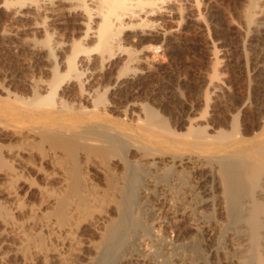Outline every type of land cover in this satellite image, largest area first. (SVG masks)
Returning a JSON list of instances; mask_svg holds the SVG:
<instances>
[{"label": "bare ground", "instance_id": "1", "mask_svg": "<svg viewBox=\"0 0 264 264\" xmlns=\"http://www.w3.org/2000/svg\"><path fill=\"white\" fill-rule=\"evenodd\" d=\"M200 2L0 1V11L5 13L0 39L3 42L18 39L33 53L40 52L45 62V75L42 71L38 76L23 79L20 89L0 81V138H17L18 142L17 148L10 141L7 148L0 144V162L11 154L16 161L13 164L17 165L0 171V178L14 183L3 189L6 196L17 198L11 205L0 199V228L19 239L16 251L45 259L49 250L58 249H43L38 236L35 238L26 231V220L16 218L15 213L26 206L32 224L46 230L49 240L57 239L61 231L73 233L76 227L72 225L73 217L87 213L91 225L104 228L100 244L94 246L103 264H111L123 254L136 264H161L162 256L166 262L176 258L175 264H207V256L220 253L229 264H264V118H257L250 128L238 114L232 116L228 127L215 125L209 111L211 99L205 95L201 101L205 110L188 118L184 130H178L146 102L133 101L120 108L108 98L118 89L139 84L148 74L151 55L162 46L166 34L174 36L170 33L173 27L167 25L172 14H179L176 23L181 24L186 18L183 4L187 3V14L196 21L203 16L198 9ZM258 4L257 0L250 1L244 13L245 25H251L260 12ZM62 16L68 17L73 25V28L69 25V32L61 31L55 23L57 19L63 22ZM22 20L28 23L24 29L28 28L32 35L30 32L24 37L20 35L23 23L22 27L16 24L19 29L15 25L9 27L12 22ZM134 37L156 42L138 48ZM212 48L217 61V46ZM109 67L111 70L107 72ZM212 69L209 83L216 91L222 89L221 74L216 64ZM115 110L124 115L122 120L113 119ZM52 134L65 145L60 146L73 153L77 143L68 140L74 136H80L79 143L97 146L105 153L117 146L122 148L124 179L119 188L116 186L120 200L113 207L115 218L106 213L111 202L106 192L105 198L90 183L87 174L77 171L79 176L75 169L65 166L56 150L47 158L56 168L53 176L67 190L56 193L45 186L38 187L56 217L38 216L40 206H23L18 194L30 181L24 174L29 165L26 155L33 153L37 139L40 142V137L42 140ZM33 183L29 182L27 189L35 186ZM77 194H82L81 200ZM159 256L162 258L158 260Z\"/></svg>", "mask_w": 264, "mask_h": 264}, {"label": "rangeland", "instance_id": "2", "mask_svg": "<svg viewBox=\"0 0 264 264\" xmlns=\"http://www.w3.org/2000/svg\"><path fill=\"white\" fill-rule=\"evenodd\" d=\"M250 1L201 0L198 9L203 16L196 21L191 15L187 14V12L189 13V5L184 3L183 8L187 10H184L186 14L184 18H186L182 21L180 19L181 24H178L179 14L174 13L171 17L172 20L168 21V23L166 21L167 25L170 24L173 27V32L170 33L174 34V36L167 33L165 40H162V46L156 51L157 53L155 52V55H151L152 61L150 63L152 64L150 65L152 66L151 69L150 65L148 66V74L141 79L136 87L118 89L119 92L112 96L110 94L108 98L113 100L114 104L120 108L127 106L129 102L132 103L133 101L146 102L155 109L157 108L159 113L167 118L168 123L172 127L184 130L188 118L198 116L205 110V105L201 104V101L209 96L211 99L209 111L213 113L212 122L215 125L228 127L232 116L238 114L243 124L248 128L252 127L258 119L264 118V0H257V3L261 4V7L258 6V8L260 7V12H257L251 25L247 26L244 22V13L248 9ZM262 7L263 9H261ZM62 17L64 18L63 22V19L61 20ZM62 17L60 18L61 22H58L59 19L55 20L56 22L53 21L59 28L61 27V31L69 32L73 25L69 24L68 17ZM4 21L5 13L0 11L1 26ZM176 21L178 22L176 23ZM47 22L52 24V20ZM11 24H9L11 28H15L13 26H16V24L23 26H21L20 31L22 37L27 36L28 32H30L29 35H32L28 28L24 29L26 26L28 27L26 21H16ZM19 26L16 27L19 29ZM205 26L208 27L206 28ZM135 38L136 42L134 41ZM133 39L132 42L134 41L136 43L134 45L138 48L151 43V41L153 42V40L147 39L140 41L137 37ZM155 42L154 39L153 43ZM214 45L217 46L219 54V60L217 61L214 60L215 58L212 54V46ZM38 53L40 54V52ZM38 53H33V50L26 46L23 47V44L18 39L14 38L12 41L4 40V42L1 40L0 81L9 83L6 84L13 89H20L23 87V79L34 74L38 76L42 74V71V75H45V62L41 54L39 56ZM215 64L219 68L220 80L223 82H220L222 86L220 88L222 89L216 91L209 83L211 82L210 72L213 71L212 68ZM110 70L111 68L109 67L107 72H110ZM121 114V111L115 110L112 114L113 119L116 121L122 120L124 115ZM54 135L52 134L51 137L48 136L42 140L41 137H38L40 142L37 139V142L33 145V153L26 155L25 160L28 161L29 165L24 168L25 173H23L25 177H28L26 180H30L29 182L33 181L35 186L33 185L30 189H27L28 182L24 185V189L19 190L20 195L18 194V196L23 206L24 204L27 206L34 204L41 207L38 216L56 217V214L53 213V207L47 205L45 196L42 197L43 194L38 189L39 186H45L49 191L59 193V191L61 192L67 188L57 176H53L56 168L47 158L48 154L56 150L58 157H60L61 161H64L65 166L72 168V170L75 169L76 173L79 171V173L87 174L88 180L99 194L104 197L106 194V197L108 196L107 199H111V196H113V199H108L111 202L106 208V213L109 218H115L117 214L113 207L120 200L118 197V184L123 183L121 181L124 179V176L122 177L124 160L122 158L123 155H120V153H123L122 148L117 146L111 152L105 153L97 146L92 148L87 144L79 143L80 136H74L68 140V143H77L73 153L69 152L68 149L66 150V148L64 149L65 145L61 142L62 140H59L60 138L55 135L57 139ZM58 140L62 144H58ZM9 141L11 142L10 144H15L14 148H17V138L11 140L9 137L6 139L0 138V144L3 148H7L6 145ZM60 145H64V147ZM127 154L128 157L131 156L129 153ZM12 160L11 154H7L0 162V171L16 162ZM14 166L17 165L15 164ZM11 183L14 184L5 177L0 178V199L9 205L15 204L17 199L8 198L5 194L6 190L9 187L11 188ZM5 188L6 190H3ZM104 192L106 193L104 194ZM76 197L81 200L83 196L82 194H77ZM25 207L15 213L16 218L22 221L26 220V231L35 238L38 236V240H36L40 243V246L44 247L43 249L56 247V249L58 248L56 252H59L61 256L55 251L49 250L48 256H44L48 258H45L48 263H45V259L41 256L34 255V257L29 254L30 257H33L30 259L26 258L29 255H26L23 251H16L15 246L18 245L19 239L15 235L5 233L0 228V256H3L0 258V264H29L28 261L31 259L35 262L32 263L30 261V264H103L104 261L94 252V246L99 245L102 240L103 226L98 228L91 225L88 221L87 213H81L73 217L72 225L76 226L73 233L61 231V233H57V239L53 237L49 240L46 237V230L37 229L32 224L30 213ZM204 252L206 251L204 250ZM124 255L116 257L111 264H136L134 260L127 259ZM36 257L37 260H34ZM160 257L157 259L165 258L164 256ZM223 257L221 253L209 255L205 263L229 264L224 261ZM162 259L159 260L161 264H175V261H177L173 257L171 258L172 261L167 260L168 263L164 259L166 262L164 263Z\"/></svg>", "mask_w": 264, "mask_h": 264}]
</instances>
